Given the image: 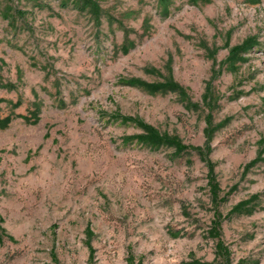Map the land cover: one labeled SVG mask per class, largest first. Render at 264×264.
<instances>
[{
    "label": "rangeland",
    "instance_id": "obj_1",
    "mask_svg": "<svg viewBox=\"0 0 264 264\" xmlns=\"http://www.w3.org/2000/svg\"><path fill=\"white\" fill-rule=\"evenodd\" d=\"M94 1L98 19L71 0H0V226L13 238L0 264H88L87 225L97 264L212 262L205 163L126 140L141 130L112 119L201 147L208 86L221 237L233 264H264V162L244 170L264 148V0ZM169 76L198 107L155 88Z\"/></svg>",
    "mask_w": 264,
    "mask_h": 264
},
{
    "label": "trees",
    "instance_id": "obj_2",
    "mask_svg": "<svg viewBox=\"0 0 264 264\" xmlns=\"http://www.w3.org/2000/svg\"><path fill=\"white\" fill-rule=\"evenodd\" d=\"M72 4H76L77 8L81 11H87L95 18H99L101 12L98 4L94 0H71ZM18 16H24V13L19 10L15 13ZM252 40H246L244 43L238 46H234L229 49L228 57L226 59L227 62L234 64L237 62L244 61V55L253 47ZM134 83L137 86H148L147 84L142 83L141 81L135 80ZM154 86H152L153 88ZM155 88L159 91H167L171 93L177 94L181 99L187 102L189 106L198 107V104L192 103L187 96V91L185 88L177 84L170 76L164 78L162 83H158L155 85ZM202 104L208 113L204 117L205 128L203 130L204 133V144L201 147L195 146H186L182 143V141L175 137L169 136L167 134L160 133L155 127L146 123L144 120L133 117H121L120 115H114L113 120H121L123 123L133 124L137 128L141 130V133L127 137L126 140H133L143 144L150 145H162L166 147H172L176 150L177 153L183 152H194L199 158L205 163L207 168V187L209 189L210 199L216 208L214 213V218L211 222L210 229L208 231V235L210 238L215 240V254L214 260L209 263H201L194 262L193 264H233L232 260V252L228 249V247L224 244L221 237L222 223L224 222V217L218 211V208L221 204L226 202L227 196H221V190L219 187V183L217 181L216 173H215V164L209 159V156L212 152V141L214 138V134L218 130V126L214 124V119L212 115V111L215 106V100L211 93L209 86L206 89V93L202 97ZM9 123L8 119H0V128L6 126ZM261 144H264V141H261ZM264 153V148H262V153L260 152L258 157L249 162L244 170L247 173L251 168L259 164L260 162H264V157L262 156ZM257 201V196L253 195L246 201H242L238 203L231 211V215H239L243 213H251L254 208L251 207L253 203ZM1 220V219H0ZM85 234V246L88 249V264H97L95 260V250L92 246V241L95 237L94 231L90 225H87L84 231ZM2 238H7L10 241H13V238L6 233V230L0 226V240ZM54 262L58 264L56 257L53 258ZM127 264H142L141 259H136L132 254L128 255Z\"/></svg>",
    "mask_w": 264,
    "mask_h": 264
}]
</instances>
